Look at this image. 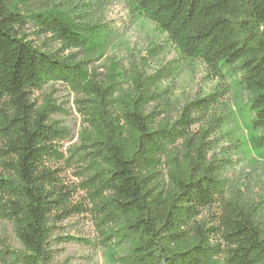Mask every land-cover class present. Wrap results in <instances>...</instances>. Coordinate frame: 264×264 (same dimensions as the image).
I'll return each mask as SVG.
<instances>
[{"label":"trees","instance_id":"16d2710c","mask_svg":"<svg viewBox=\"0 0 264 264\" xmlns=\"http://www.w3.org/2000/svg\"><path fill=\"white\" fill-rule=\"evenodd\" d=\"M17 1L0 0V218L12 224L21 249L0 251V264H53L52 219L72 213L48 167L64 160L56 146L69 132L52 121L61 110L52 100L34 99L50 83L79 96L87 128L74 155L106 242L126 248L122 264H264V204L257 209L239 189L226 195L222 169L210 159L212 130L192 131L195 114L215 98L188 103L174 124L159 121L150 79L139 76L119 93L79 53L63 55L100 37L90 3L50 0L46 10L24 15ZM131 1L186 58L237 78L250 97L251 145L264 156V134L254 135L264 131V0ZM28 25L62 49L36 47L21 34ZM216 205L220 213L209 224L201 216Z\"/></svg>","mask_w":264,"mask_h":264},{"label":"rangeland","instance_id":"374dc122","mask_svg":"<svg viewBox=\"0 0 264 264\" xmlns=\"http://www.w3.org/2000/svg\"><path fill=\"white\" fill-rule=\"evenodd\" d=\"M80 1V0H77ZM91 4V24L99 25L100 37L91 36L88 49L66 51L79 53V58L88 62L91 74L119 90L133 89L139 76L153 83L151 92L156 101L152 109L161 111L159 121L176 123L188 103L214 97L216 102L206 111L195 114L199 122L193 132L211 129L213 148L210 159L221 167V180L226 195L241 191L245 200L261 208L264 204V156L251 145L253 133L249 129L251 120L248 111L249 95L237 85L228 68L215 71L200 60L186 58L158 25L137 14L131 0H81ZM17 3L24 15L40 12L49 7L50 0L21 1ZM76 3V2H75ZM36 47L45 44L56 51L62 46L38 38L32 26L22 33ZM39 105L50 99L61 110L52 121L69 132L67 139L57 143L56 149L63 153L64 160L51 159L48 167L65 186L68 194L69 217L55 213L49 247L53 252V264H122L120 258L126 248L109 245L106 229L92 212L93 206L87 191L83 190L84 164L74 151L80 146V138L87 128L77 107L79 96L69 87L50 83L42 91L34 93ZM155 105V106H154ZM264 131L254 133L263 135ZM220 207L205 210L201 216L213 224ZM21 249L10 222L0 218V251Z\"/></svg>","mask_w":264,"mask_h":264}]
</instances>
